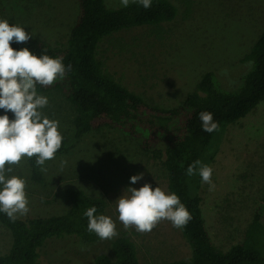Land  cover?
<instances>
[{"label":"rangeland","instance_id":"1","mask_svg":"<svg viewBox=\"0 0 264 264\" xmlns=\"http://www.w3.org/2000/svg\"><path fill=\"white\" fill-rule=\"evenodd\" d=\"M121 6V0H106ZM176 17L159 27L143 26L107 36L98 57L105 68L149 102L178 105L201 75L214 71L221 86L236 88L249 64L242 59L264 29V0H171ZM78 13L76 0H0V19L18 24L29 34L54 46L67 44ZM160 29L159 35L155 31ZM48 98L41 111L59 121V131L71 137L69 149L43 165L42 181L32 178L30 158H23L9 175L26 180L29 211L20 218L61 213L69 206L66 192L80 188L102 197L103 215L116 224L112 239L85 242L75 235L52 238L40 250L44 264H95L98 254L113 255L114 239L122 234L134 240L141 264H165L187 259L191 248L181 229L160 221L149 233L125 229L116 200L129 187L150 183L166 193L167 172L162 163L143 151L140 139L117 128L103 127L74 138V108L61 93ZM213 169L214 190L201 180L202 211L215 244L227 249L240 241L264 196V102L240 120L227 125L200 160ZM143 179L131 184L133 175ZM264 216V207H262ZM99 214V215H101ZM12 243L10 231L0 223V253Z\"/></svg>","mask_w":264,"mask_h":264},{"label":"trees","instance_id":"2","mask_svg":"<svg viewBox=\"0 0 264 264\" xmlns=\"http://www.w3.org/2000/svg\"><path fill=\"white\" fill-rule=\"evenodd\" d=\"M76 2L78 13L66 45L54 46L33 35L26 43L11 42L16 50L28 47L37 56L63 58L68 69L65 77L50 86L37 84L38 94L56 91L67 98L75 111L74 138L80 139L103 127L117 128L131 138L140 139L143 151L162 163L170 192L179 196L191 215L181 229L191 248L190 257L165 264H264V196L242 239L222 249L215 244L203 215L202 178L198 172L186 174L194 161L201 160L216 135L264 102V29L242 59L249 67L236 88H223L215 72L206 71L178 105L165 107L149 102L116 78L99 59L98 50L100 43L116 32L143 26L157 28L173 20L178 13L176 5L171 0H152L151 7L145 9L131 2L127 7H112L106 0ZM159 33L160 29L155 31L156 35ZM202 111L213 114L218 123L216 131L202 130L199 119ZM4 114L15 118L13 113L0 109V115ZM61 134L62 146L55 155L64 154L70 146L71 137ZM29 161L32 178L42 181L36 157ZM66 196L69 206L61 213L25 219L17 216L12 220L0 212V223L12 237L8 251L0 253V264H44L40 250L52 238L75 235L85 242L100 239L87 230L84 213L93 206L96 215L103 213L106 200L80 188L68 189ZM112 249V256L98 254L95 264H141L137 246L128 235L117 236Z\"/></svg>","mask_w":264,"mask_h":264},{"label":"clouds","instance_id":"3","mask_svg":"<svg viewBox=\"0 0 264 264\" xmlns=\"http://www.w3.org/2000/svg\"><path fill=\"white\" fill-rule=\"evenodd\" d=\"M139 3L145 9L151 7L152 0H121L124 7L129 3ZM31 34L18 24H10L0 19V109L14 114L10 119L7 114L0 115V212L15 220L17 214L25 215L29 211L26 192V180L17 175H9L12 167L23 158L36 157L37 165L55 158L61 148L63 136L59 121L48 118L41 111L48 105V98L39 95L37 84L53 85L63 79L67 68L62 57L48 54L37 56L28 47L16 50L11 42L26 43ZM70 68V66H68ZM204 132L217 130L218 123L208 111L199 113ZM198 172L202 182L212 191L213 169L194 161L186 174L191 176ZM143 179V173L133 175L131 184ZM119 221L127 230L134 227L139 233H149L162 220H168L175 228L182 229L191 219L190 212L176 193H166L160 186L153 189L150 183L142 187H129L116 201ZM96 207L88 208L84 215L88 219L87 230L94 232L101 240L112 239L118 235L116 224L111 217L96 215Z\"/></svg>","mask_w":264,"mask_h":264}]
</instances>
